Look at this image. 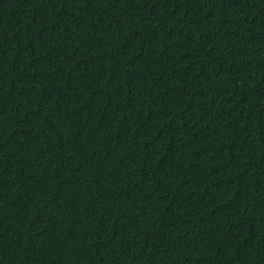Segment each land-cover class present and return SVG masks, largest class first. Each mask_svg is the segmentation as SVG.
Returning <instances> with one entry per match:
<instances>
[{"label": "trees", "instance_id": "16d2710c", "mask_svg": "<svg viewBox=\"0 0 264 264\" xmlns=\"http://www.w3.org/2000/svg\"><path fill=\"white\" fill-rule=\"evenodd\" d=\"M0 264H264V0H0Z\"/></svg>", "mask_w": 264, "mask_h": 264}]
</instances>
